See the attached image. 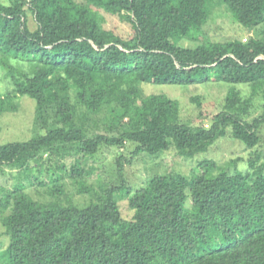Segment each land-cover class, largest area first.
Returning <instances> with one entry per match:
<instances>
[{"label":"trees","instance_id":"obj_1","mask_svg":"<svg viewBox=\"0 0 264 264\" xmlns=\"http://www.w3.org/2000/svg\"><path fill=\"white\" fill-rule=\"evenodd\" d=\"M216 8L257 31L244 41L180 45L199 39ZM106 15L128 24L130 34L105 29ZM0 75L10 85L0 93V115L28 97L44 130L0 145V166L19 171L12 189H0L8 238L0 264H264L259 153L246 169L204 159L189 176L156 175L134 191L122 179L100 186L82 207L60 198L65 177L79 192L88 190L80 157L93 158L104 146H133L129 157L117 159L119 175L142 154L175 151L191 159L227 135L257 147L264 98L249 120L251 99L235 86L264 94V0H6L0 2ZM207 82L232 87L206 127L183 122L178 101L141 90L142 84ZM27 185L45 187L52 200H33ZM124 199L130 219L120 212Z\"/></svg>","mask_w":264,"mask_h":264},{"label":"rangeland","instance_id":"obj_2","mask_svg":"<svg viewBox=\"0 0 264 264\" xmlns=\"http://www.w3.org/2000/svg\"><path fill=\"white\" fill-rule=\"evenodd\" d=\"M6 3V0H0ZM103 27L111 30L122 37L130 34L129 25L119 21L117 17L106 15ZM29 26L33 27L31 16H29ZM257 30H255L256 32ZM255 32L248 31L240 26L224 8H216L210 19L204 25L202 34L196 41L183 40L180 45L193 48L201 42L225 43L232 40L249 39ZM232 86L227 84L207 82L195 84L187 87L170 85L142 84L141 90L144 96L166 95L170 99L178 101L180 106V119L189 124H202L209 126L212 116L221 112L227 92ZM241 92V97L251 99L249 120L258 116L261 112V104L264 94L258 93L252 96V92L247 85L235 86ZM10 85L0 75V93L5 92ZM194 99H197L196 102ZM102 132V129H98ZM44 130L38 127L35 121V102L28 97L19 98L16 102V110L0 115V145L8 142L27 141L36 135L43 134ZM260 144L248 149L242 143L231 138L230 135L218 139L205 153H200L191 159L179 156L175 151H165L155 156L142 154L135 158L131 164H124L122 175L118 172L117 159L121 156L129 157L133 146L125 144L123 148L101 147L93 157H80L81 167L84 170L82 182L88 189L79 192V185L69 177H65L63 183L65 194L60 196L63 203L71 202L78 206H86L94 201V193L100 191V186H118L124 179L126 184L134 191L145 185L148 178L156 175H166L179 173L189 176L192 169L198 162L209 159L218 165L229 167L231 161H236L240 169H246L247 161L254 153L261 154L259 163L264 162V126L260 130ZM79 157V156H78ZM74 158L65 160L68 168L73 163ZM90 168V175L85 173ZM17 169L0 166V189H12L16 183ZM80 182V181H78ZM28 186V185H27ZM26 193L35 201L47 202L52 198L48 195L45 187L28 186ZM120 212L125 219L132 217V212L128 209L127 200L119 201ZM8 238L4 235V229L0 223V246L5 247Z\"/></svg>","mask_w":264,"mask_h":264}]
</instances>
